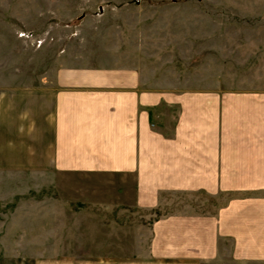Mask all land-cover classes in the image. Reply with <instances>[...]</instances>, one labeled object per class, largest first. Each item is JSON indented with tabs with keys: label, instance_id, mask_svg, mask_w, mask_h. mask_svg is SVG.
Wrapping results in <instances>:
<instances>
[{
	"label": "crops",
	"instance_id": "obj_1",
	"mask_svg": "<svg viewBox=\"0 0 264 264\" xmlns=\"http://www.w3.org/2000/svg\"><path fill=\"white\" fill-rule=\"evenodd\" d=\"M137 59L91 50L30 86L0 78V179L33 180L38 194L50 182L52 203L105 212L230 194L153 221L142 261L201 264L227 240L234 258L264 263V91L148 86Z\"/></svg>",
	"mask_w": 264,
	"mask_h": 264
},
{
	"label": "rangeland",
	"instance_id": "obj_2",
	"mask_svg": "<svg viewBox=\"0 0 264 264\" xmlns=\"http://www.w3.org/2000/svg\"><path fill=\"white\" fill-rule=\"evenodd\" d=\"M125 48L148 86L264 91V0H0V78L30 86L75 54ZM35 185L0 179V264H147L153 221L230 196L167 193L155 208L121 213L52 203L50 182L48 196ZM201 264L264 263L234 258L223 240Z\"/></svg>",
	"mask_w": 264,
	"mask_h": 264
}]
</instances>
